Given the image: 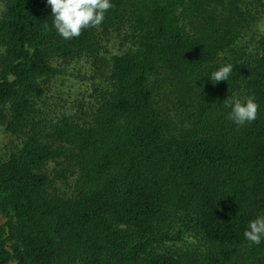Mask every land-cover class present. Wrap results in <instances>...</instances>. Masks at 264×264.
Segmentation results:
<instances>
[{
	"label": "trees",
	"instance_id": "16d2710c",
	"mask_svg": "<svg viewBox=\"0 0 264 264\" xmlns=\"http://www.w3.org/2000/svg\"><path fill=\"white\" fill-rule=\"evenodd\" d=\"M0 3V125L19 141L0 160V264H264V239L243 236L264 214V33L240 47L262 0H111L69 39L46 0ZM126 25L131 46L102 56L101 36ZM79 59L108 65L101 97L83 119L41 118L55 64ZM225 63L228 80L212 83ZM161 78L188 100L180 123ZM234 95L255 100V120L228 118Z\"/></svg>",
	"mask_w": 264,
	"mask_h": 264
},
{
	"label": "rangeland",
	"instance_id": "374dc122",
	"mask_svg": "<svg viewBox=\"0 0 264 264\" xmlns=\"http://www.w3.org/2000/svg\"><path fill=\"white\" fill-rule=\"evenodd\" d=\"M262 1L264 5V0ZM3 11L4 6L0 3V18ZM127 26H124L126 28H123L120 32L112 31L109 34L101 36L102 56L108 57L112 53H120L131 46V41L128 39L130 35ZM263 33L264 6L258 9L257 18L252 27L245 33L240 42V47L245 50L255 49L258 39ZM2 52L3 49L0 47V54ZM55 65L58 67L59 73L45 83V91L36 104L38 109L37 114L41 118L71 114L75 118L83 119V115L90 112L98 98L101 97V88L108 86V65L101 64L97 67L95 64L84 59L60 61ZM160 80L162 85H167L165 86L167 90L162 89L159 103L168 111L172 118L176 117L178 123H180L183 117L182 114L189 110V108L183 105L182 101L188 100L184 97H181L184 99L180 100V95L177 94V98V96L171 94L174 91L173 86L176 88L179 86L178 81H170V78H161ZM17 142H19L17 137L8 133L5 127L0 125V160L7 159ZM67 168H69L67 163H65L64 159H61L50 163L47 169L50 175L55 177L59 171L66 170ZM76 181L77 173L71 168L67 172L66 179L57 181V192L65 197H69Z\"/></svg>",
	"mask_w": 264,
	"mask_h": 264
},
{
	"label": "clouds",
	"instance_id": "9594fccd",
	"mask_svg": "<svg viewBox=\"0 0 264 264\" xmlns=\"http://www.w3.org/2000/svg\"><path fill=\"white\" fill-rule=\"evenodd\" d=\"M51 9L52 23L60 36L73 38L82 29L98 26L104 19V14L111 5V0H46ZM233 65L225 63L207 74L213 83L227 81ZM230 107L228 118L236 125L250 123L256 119L258 105L252 97L241 98L232 96L225 101ZM246 240L259 244L264 239V214H258L250 219L243 232Z\"/></svg>",
	"mask_w": 264,
	"mask_h": 264
}]
</instances>
